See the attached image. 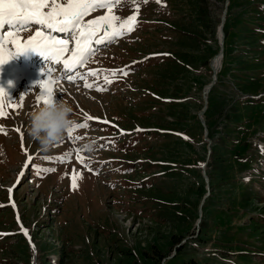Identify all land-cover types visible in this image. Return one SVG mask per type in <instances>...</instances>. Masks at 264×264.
<instances>
[{
	"label": "rangeland",
	"instance_id": "obj_1",
	"mask_svg": "<svg viewBox=\"0 0 264 264\" xmlns=\"http://www.w3.org/2000/svg\"><path fill=\"white\" fill-rule=\"evenodd\" d=\"M140 1L145 4L121 0L111 10L120 18L146 16L133 28L137 36H118L92 64L120 66L147 54L161 59L122 83L118 76L89 71L87 62L71 73L55 66L52 76L61 79L53 85V99L108 120L72 134L96 141L94 156L73 151L55 166L56 155L70 149L68 133L42 151L53 157L40 163V175L33 174L41 185L16 177L26 162L25 155H15L12 127L29 124L30 89L38 94L37 82L53 62L17 72L6 80L13 89L3 86L8 63L0 65L5 99L14 95L22 104L4 121L9 131L0 158V264H264V0H230L227 6L230 31L203 114L209 157L198 114L212 79L209 63L219 50L226 0ZM60 38L69 40L72 51V38ZM103 46L93 43L87 59ZM70 74L77 76L74 82L64 78ZM25 143L33 152L40 149L28 133ZM206 160L210 195L204 200ZM9 189L17 209L11 200L3 203Z\"/></svg>",
	"mask_w": 264,
	"mask_h": 264
},
{
	"label": "snow or ice",
	"instance_id": "obj_2",
	"mask_svg": "<svg viewBox=\"0 0 264 264\" xmlns=\"http://www.w3.org/2000/svg\"><path fill=\"white\" fill-rule=\"evenodd\" d=\"M120 2L121 0H0V65L7 62L15 54L24 52L27 49L39 52L44 57H50L53 61V67L48 69V74L44 79L37 82L40 91H38L34 101L35 105L49 103L54 96L53 85L56 80L61 79L59 76L55 78L52 76L55 66L62 64L63 69L71 73L87 61L88 56L93 51V43L101 44L111 41L133 30L136 23L135 15L121 19L112 14V7ZM95 8L107 9L108 12L106 15L84 23V18ZM136 10L138 11V9ZM6 26L8 28L7 32L3 31ZM33 26L37 29L34 35L27 40H21L18 34ZM101 27L105 29L104 36L94 39L96 32ZM45 29L47 31H44ZM54 32L68 34L74 41V47L69 57L65 58L64 56V53L68 50L69 40L52 35ZM9 44L12 46L11 49L6 47ZM91 75L96 74L91 73ZM64 78L69 82H74L77 76L70 74ZM106 82L110 83L107 79ZM85 87L92 88L94 85L85 83ZM97 90L103 89L97 87ZM7 95L5 89L0 87V117L7 116L5 111V97ZM20 99L23 100V97H20ZM15 107L18 109L22 107V104ZM91 119V117L85 116L83 123L72 124L67 129L68 138L81 139V137L73 138L72 133L77 128L88 127V121ZM21 138L23 140V135H21ZM73 151H80V149H69L62 159L70 158ZM262 151H264V148H262ZM45 158L51 159V157ZM53 170L51 168L45 169V171ZM78 176V173L72 176L73 188L76 187ZM9 193L11 196V189H9ZM21 230L27 235L25 229L21 228Z\"/></svg>",
	"mask_w": 264,
	"mask_h": 264
},
{
	"label": "clouds",
	"instance_id": "obj_3",
	"mask_svg": "<svg viewBox=\"0 0 264 264\" xmlns=\"http://www.w3.org/2000/svg\"><path fill=\"white\" fill-rule=\"evenodd\" d=\"M72 112L73 109L67 102L52 99L28 114L27 133L41 151H48L51 146L63 140L67 129L75 123ZM81 150L94 156L97 145L90 139L81 144Z\"/></svg>",
	"mask_w": 264,
	"mask_h": 264
},
{
	"label": "bare ground",
	"instance_id": "obj_4",
	"mask_svg": "<svg viewBox=\"0 0 264 264\" xmlns=\"http://www.w3.org/2000/svg\"><path fill=\"white\" fill-rule=\"evenodd\" d=\"M94 39H98V37L95 36ZM221 56H216L214 57V59L212 60V66L216 68V71H218L220 63H221ZM207 91V88L205 89ZM208 94V91L206 92V95ZM198 221V220H197Z\"/></svg>",
	"mask_w": 264,
	"mask_h": 264
},
{
	"label": "water",
	"instance_id": "obj_5",
	"mask_svg": "<svg viewBox=\"0 0 264 264\" xmlns=\"http://www.w3.org/2000/svg\"><path fill=\"white\" fill-rule=\"evenodd\" d=\"M222 21H223V18H222ZM221 26H222V24H221ZM213 72H214V70H213ZM213 80H214V77H213ZM204 108H205V107H204ZM204 108H203V110H204ZM203 110H202V111H203Z\"/></svg>",
	"mask_w": 264,
	"mask_h": 264
},
{
	"label": "trees",
	"instance_id": "obj_6",
	"mask_svg": "<svg viewBox=\"0 0 264 264\" xmlns=\"http://www.w3.org/2000/svg\"><path fill=\"white\" fill-rule=\"evenodd\" d=\"M224 28H225V25H224ZM226 35H227V33H226ZM212 150V149H211Z\"/></svg>",
	"mask_w": 264,
	"mask_h": 264
}]
</instances>
